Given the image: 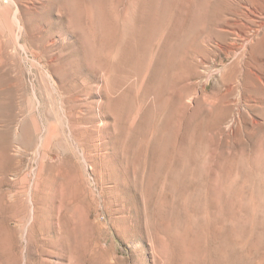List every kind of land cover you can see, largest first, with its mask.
I'll return each mask as SVG.
<instances>
[{
  "label": "rangeland",
  "instance_id": "1",
  "mask_svg": "<svg viewBox=\"0 0 264 264\" xmlns=\"http://www.w3.org/2000/svg\"><path fill=\"white\" fill-rule=\"evenodd\" d=\"M3 2L0 264H264V0Z\"/></svg>",
  "mask_w": 264,
  "mask_h": 264
},
{
  "label": "bare ground",
  "instance_id": "2",
  "mask_svg": "<svg viewBox=\"0 0 264 264\" xmlns=\"http://www.w3.org/2000/svg\"><path fill=\"white\" fill-rule=\"evenodd\" d=\"M17 1L18 0H7V2H3L2 4L6 8H11V9L14 10L13 18L15 19V22H16V24L18 26V29L22 30L24 28V26L26 25V21H27L28 15L34 16V14H36L35 13V9H32V8H35V7L31 8L33 11H27L26 8L23 7V6L21 7L19 2H17ZM18 39H19V37H18Z\"/></svg>",
  "mask_w": 264,
  "mask_h": 264
}]
</instances>
